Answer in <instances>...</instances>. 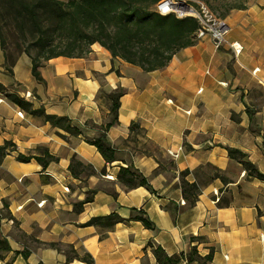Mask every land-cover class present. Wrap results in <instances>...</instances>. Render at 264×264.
<instances>
[{
    "label": "crops",
    "instance_id": "crops-1",
    "mask_svg": "<svg viewBox=\"0 0 264 264\" xmlns=\"http://www.w3.org/2000/svg\"><path fill=\"white\" fill-rule=\"evenodd\" d=\"M211 4L230 26L226 42L204 37L152 71L94 43L82 57L44 61L38 80L31 56L0 42V146L10 144L0 157V238L9 246L0 264H158L156 247L173 255L193 246L212 254L209 264H264V180L228 152L239 149L264 174V0ZM117 90L107 162L87 138L110 120ZM8 93L81 131L24 110ZM180 147L178 157L168 152ZM73 158L82 165L71 169ZM121 167L148 184L128 187ZM182 181L200 187L194 204Z\"/></svg>",
    "mask_w": 264,
    "mask_h": 264
},
{
    "label": "trees",
    "instance_id": "trees-1",
    "mask_svg": "<svg viewBox=\"0 0 264 264\" xmlns=\"http://www.w3.org/2000/svg\"><path fill=\"white\" fill-rule=\"evenodd\" d=\"M161 0H0V42L5 48V27L11 25L23 46L19 51L32 58V73L42 80L40 67L44 61L56 56L82 57L90 51L94 43L108 49L113 57L139 65L145 71L165 66L181 48L194 44L199 21L192 15L178 16L175 12L163 14L156 5ZM6 87L0 83V92ZM122 90L109 94L110 120L99 127V135L89 142L96 145L107 162L115 159L116 148L107 137L108 129L118 120L119 98ZM7 98L26 111L43 115L46 121L61 126L72 133H79L78 126L72 124L67 116L46 114L42 108L33 109L31 102L16 93H8ZM136 124L131 125L135 130ZM9 143L0 146V157L4 155ZM11 149V148H10ZM231 156L241 159L250 176L264 180V174L253 163L243 159L245 154L239 149L228 148ZM21 160L30 157L18 155ZM40 158V157H39ZM51 160L56 159L49 155ZM46 163V161H44ZM82 162L73 158L71 169ZM118 178L128 187L147 185V179L130 167H121ZM182 189L187 202L194 204L200 187L195 182L182 181ZM106 218H93L100 222ZM119 218V217H118ZM146 226L150 222L141 218ZM9 246L0 238V249ZM154 253L158 264H181L187 258L188 264H209L212 254L202 256L197 247L169 255L161 247ZM91 263V259L85 257Z\"/></svg>",
    "mask_w": 264,
    "mask_h": 264
},
{
    "label": "built area",
    "instance_id": "built-area-1",
    "mask_svg": "<svg viewBox=\"0 0 264 264\" xmlns=\"http://www.w3.org/2000/svg\"><path fill=\"white\" fill-rule=\"evenodd\" d=\"M181 1L185 0H161L157 3L156 8L163 14L175 12L180 17L185 15H192L196 17L199 21V28L195 33L197 39L209 36L213 40L216 47H219L226 42L230 26L225 18L217 16V14H215L205 3L201 1H198L199 6L194 7L193 5L187 4L185 7L188 8V10H183V6L179 4ZM230 47L234 51L235 55L239 54L241 46L238 42H231ZM257 69L258 68H255L254 71ZM29 94L30 92H27L26 96ZM181 149L182 147L176 151L169 149L168 152L173 157H178ZM184 202L185 201H183V203ZM181 264H188L187 258H183Z\"/></svg>",
    "mask_w": 264,
    "mask_h": 264
},
{
    "label": "rangeland",
    "instance_id": "rangeland-1",
    "mask_svg": "<svg viewBox=\"0 0 264 264\" xmlns=\"http://www.w3.org/2000/svg\"><path fill=\"white\" fill-rule=\"evenodd\" d=\"M64 1H66V0H64ZM185 1L187 2V4L193 5L194 7L199 6L198 1H201V2L205 3L209 7V9H211L215 14H217V16H221L219 11L215 7L212 6L211 0H205V2L202 0H185ZM5 38H6L5 48L7 51H9V52L18 51L23 47L20 44L19 37L17 36L16 32L11 27V25H8L5 27Z\"/></svg>",
    "mask_w": 264,
    "mask_h": 264
},
{
    "label": "water",
    "instance_id": "water-1",
    "mask_svg": "<svg viewBox=\"0 0 264 264\" xmlns=\"http://www.w3.org/2000/svg\"><path fill=\"white\" fill-rule=\"evenodd\" d=\"M179 4L182 5V6H186L187 2L186 1H181Z\"/></svg>",
    "mask_w": 264,
    "mask_h": 264
},
{
    "label": "bare ground",
    "instance_id": "bare-ground-1",
    "mask_svg": "<svg viewBox=\"0 0 264 264\" xmlns=\"http://www.w3.org/2000/svg\"><path fill=\"white\" fill-rule=\"evenodd\" d=\"M183 10H188V8H186L185 6H183Z\"/></svg>",
    "mask_w": 264,
    "mask_h": 264
}]
</instances>
